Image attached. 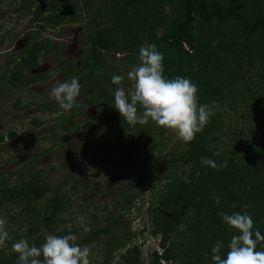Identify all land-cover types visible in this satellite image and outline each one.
I'll list each match as a JSON object with an SVG mask.
<instances>
[{"label":"trees","instance_id":"obj_1","mask_svg":"<svg viewBox=\"0 0 264 264\" xmlns=\"http://www.w3.org/2000/svg\"><path fill=\"white\" fill-rule=\"evenodd\" d=\"M84 2L88 3V0ZM40 6L39 9L38 6L32 8L31 22L43 19L50 23L52 20L54 25L63 19L64 10L59 15L44 17ZM79 18H84V15H79ZM84 22L88 29L81 33L82 40L78 41L86 49L79 58L78 67L66 73L68 79L77 77L81 85L76 99L78 106L68 114H61L63 121L60 128L63 132L68 130L67 121L87 105L104 104L113 118L101 129L102 138L110 143L108 148L111 150L117 142L121 148L128 149L136 141L134 138L128 140L133 133L125 135L132 124L127 123L118 112L114 113L112 106L116 85L110 80L113 74L122 75L121 65L106 66L105 52H111L114 60L132 67L139 63V47L154 43L157 50L163 53L164 77H188L197 85L200 103L221 101L224 89L244 79L247 72L252 76V69L260 71L264 79V0H101L95 6L94 15ZM90 22H93L92 27ZM49 42V39H40L36 34L27 37L23 47L10 58V65H5V69L0 71V81L20 89L45 78L46 72L34 70L45 58L44 50ZM117 53L120 55L117 56ZM100 67L103 68L102 78L98 79L95 71ZM53 68L59 69L58 66ZM60 73L66 78L62 69ZM246 87L250 96L247 108L251 112H243L239 117L252 118L257 126L260 124L262 127L264 107L260 103L257 105L255 91L248 84ZM99 97L107 98V102L96 100ZM16 104L17 100L13 106ZM40 107L53 112L60 110L57 103L43 102ZM137 111L142 114L139 107ZM222 120L210 117L202 132L159 165L166 181L149 209L152 232L159 234L163 247L161 254L152 252V257L150 254L145 261L137 245L124 247L125 243L120 240L123 235L117 232L121 215H116L98 225L89 222L79 224L81 228L89 224V232L84 239L78 240L79 243L76 241L82 246L88 244L90 255L93 254L92 258L89 257V264H110L113 252L123 247L114 264H158L159 258H175L181 264H213L210 250L215 242H222L220 254L223 258L231 236L238 234L237 230L222 222L218 211L229 214L247 212L252 217L253 227L264 234V138L246 149L245 155H236L233 146L226 152L225 148L223 150V147H216L213 143L218 138L215 131ZM5 135L10 140L20 138L15 130H7L0 133V142ZM136 138L142 139L138 134ZM66 140L67 137H64L57 142ZM51 148L53 145L43 151ZM218 149L222 151L214 155ZM202 157H209L218 164L226 160L227 167L213 169L201 166ZM36 160L32 158L17 169L1 171L0 210L6 207L7 213L22 215V222L15 226L13 237L16 240L24 238L38 247L44 242L46 234L63 236L73 231L63 217L73 204L71 192L88 184L100 171L89 177L87 173L77 171L73 163V169L68 174V188H63L62 184L48 182L43 176L44 168L32 167ZM52 168L50 166V170ZM155 184L150 180L147 186L152 189ZM133 187L135 182L128 190ZM125 196L129 204L132 195L127 192ZM213 196L220 197L219 204L213 202ZM187 210L190 213L184 218ZM22 226L26 231L20 236L17 232ZM257 250L264 251V241L257 244ZM0 264H17V253L0 247Z\"/></svg>","mask_w":264,"mask_h":264},{"label":"rangeland","instance_id":"obj_2","mask_svg":"<svg viewBox=\"0 0 264 264\" xmlns=\"http://www.w3.org/2000/svg\"><path fill=\"white\" fill-rule=\"evenodd\" d=\"M100 1L88 0V3H85L84 0H0V71L5 69V65H10V58L16 55L15 50L24 40L27 34L23 35L30 25L34 26L31 31L38 38L50 40L49 46L44 50L45 58L39 61V67L35 70L46 72L45 78L30 82L20 89L0 81V133L15 130L20 136L18 140H10L5 135L0 142V166L5 168L3 170L0 167V174L1 171L4 173L10 169H17L29 159L36 158L32 164L33 168H44L43 176L48 182L53 185L62 184L63 188H68L70 182L68 174L73 169V163L77 171L85 172L89 177L95 171H100L88 184L71 192L73 204L63 214L68 220L65 223L71 225L73 229L70 233L76 236V241L83 240L89 230L84 231L79 226L80 223L98 225L113 216L121 215L117 231L118 235H123L120 240L125 243L124 247L137 245L141 258L147 261L150 254L152 257L153 253L158 255L163 250L159 234L152 232V214L149 209L153 207L157 193L166 181L159 171V165L178 152L185 142L178 138L173 130L167 128L162 130L161 126L149 120L143 125L132 124L131 128L126 130L125 135L134 134L128 140L134 138L136 141L130 148H121L117 142L115 148L111 150L108 148L110 143L102 138L101 129L113 118L104 104L87 105L67 121L70 128L65 132L60 128L62 115L70 113L74 108L69 111L60 109L53 112L40 107L43 102H50L52 105L56 103L50 96L51 87L57 81L68 80L67 70L78 67L79 58L86 49V46L79 42L82 40L81 33L88 29L84 21H88L94 15L95 6ZM39 4L42 16H56L64 10L63 19L54 25L52 20L50 23L43 19L31 22L32 8L36 9L38 6L39 9ZM81 14L84 18H79ZM92 25L93 22L90 27ZM16 41L18 42L15 43ZM105 55L106 66L116 63L121 65V76L124 77L121 84L127 91L132 83L127 78L131 65L123 61L117 62L111 52H105ZM54 66H58L59 69L53 68ZM60 69L64 71L67 79L61 77ZM97 70L96 76L101 79L103 68ZM247 73L244 79L237 80L235 84L224 89L225 94L221 101H215L212 115L215 119H223L215 131L218 138L213 140L214 145L223 147V150L225 148L226 152L233 146L236 155H245L246 149L264 138V125L257 126V123L255 124L252 118L251 120L246 118L247 116L239 117V114L249 110L247 107L250 96L247 84L255 91L257 105L260 103V106L264 107L262 74L255 69H252V76ZM106 99L96 98L100 102H107ZM15 100L17 104L13 106ZM114 113H117L115 109ZM263 117L264 115L262 119ZM32 119L35 121L32 122ZM223 131L225 133H222ZM137 134L142 139L136 138ZM64 137H67L66 141L57 142ZM51 145L53 148L43 151ZM109 163H112V166H109ZM50 166H53L51 170ZM150 180L156 183L152 189L147 186ZM133 182L135 187L128 190ZM127 192L132 195L129 204L126 203ZM0 212L6 220L5 227L10 236V241H5L0 247L10 251L12 243L16 241L13 237L15 226L22 222V215L20 217L16 212L9 214L6 207L1 208ZM188 213L190 210H187L183 217H187ZM85 226L88 228L89 224ZM25 231V226H22L17 233L21 236ZM124 247L113 252L110 264L117 261ZM89 257L92 258L93 254ZM172 259L159 258L158 264H181L179 260Z\"/></svg>","mask_w":264,"mask_h":264},{"label":"clouds","instance_id":"obj_3","mask_svg":"<svg viewBox=\"0 0 264 264\" xmlns=\"http://www.w3.org/2000/svg\"><path fill=\"white\" fill-rule=\"evenodd\" d=\"M163 58V53L154 43L142 44L138 49L139 63L127 72V78L132 82L130 88L126 91L121 84L123 76H111L110 82L116 85L112 107L129 124L143 125L151 120L158 126L173 130L178 138L188 143L209 122L214 114L215 101L200 103L197 85L186 76L164 77ZM80 88L77 77L73 76L55 82L50 96L60 109L69 111L78 106L76 98ZM138 107L142 114H138ZM220 151L222 149L214 155H219ZM200 164L213 169L227 167L226 160L218 164L209 157H202ZM183 179L187 182L186 178ZM213 202L219 204L220 197L213 196ZM217 215L238 234L231 236L223 258L220 254L222 242H215L210 250L213 264H264V251L257 250V244L264 241V234L253 227L252 217L247 212L229 214L218 211ZM5 225V218L0 215V246L10 239ZM83 230L88 231V228L84 226ZM76 239L70 232L63 236L46 234L44 242L37 247L20 238L12 243L11 250L17 253V264H89V246L76 243Z\"/></svg>","mask_w":264,"mask_h":264},{"label":"flooded vegetation","instance_id":"obj_4","mask_svg":"<svg viewBox=\"0 0 264 264\" xmlns=\"http://www.w3.org/2000/svg\"><path fill=\"white\" fill-rule=\"evenodd\" d=\"M34 28V26H32V25H30L27 29H26V31H25V34L23 35V36H25L26 34V36H25V38H24V40L17 46V48H16V52L18 51V50H20L21 49V47H23V44H24V42L26 41V38L27 37H29V36H31L32 34H34L31 30ZM27 30L29 31V32H27ZM20 36H21V34H20ZM45 39V38H44ZM48 39V38H47ZM50 41V40H49ZM18 41H16L15 43H17ZM5 52V51H4ZM15 52V53H16ZM39 67V66H38ZM38 67H37V69H38ZM35 71V70H34ZM44 72V71H43Z\"/></svg>","mask_w":264,"mask_h":264},{"label":"built area","instance_id":"obj_5","mask_svg":"<svg viewBox=\"0 0 264 264\" xmlns=\"http://www.w3.org/2000/svg\"><path fill=\"white\" fill-rule=\"evenodd\" d=\"M184 47L187 49V45H186V43H184Z\"/></svg>","mask_w":264,"mask_h":264}]
</instances>
